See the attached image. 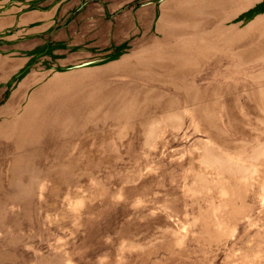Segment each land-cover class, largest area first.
<instances>
[{
  "label": "rangeland",
  "instance_id": "1",
  "mask_svg": "<svg viewBox=\"0 0 264 264\" xmlns=\"http://www.w3.org/2000/svg\"><path fill=\"white\" fill-rule=\"evenodd\" d=\"M0 264H264V0H0Z\"/></svg>",
  "mask_w": 264,
  "mask_h": 264
}]
</instances>
